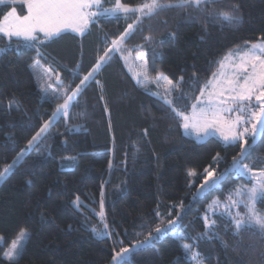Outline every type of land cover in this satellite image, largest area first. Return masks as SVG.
Segmentation results:
<instances>
[{"label": "trees", "instance_id": "1", "mask_svg": "<svg viewBox=\"0 0 264 264\" xmlns=\"http://www.w3.org/2000/svg\"><path fill=\"white\" fill-rule=\"evenodd\" d=\"M125 2L135 6L144 0ZM233 5L239 6L234 13L241 17L239 23L214 18L217 11ZM15 6L19 14H27L25 6ZM114 6L115 0H103L104 8ZM10 8L0 5V19ZM201 8L206 10L172 9L145 19L139 25L143 31L136 30L126 43L131 59L139 54L136 46H144L153 79L159 73L174 82L183 77L185 89L196 80L188 99L178 102L188 112L219 60L264 38V0H220ZM133 22L134 18L101 17L83 36L64 34L38 45L40 56L37 47L0 36V48L7 49L0 55V170L25 149L56 108V102L44 99L42 70L51 66L65 85L75 88ZM74 72L79 73L75 79ZM97 80L99 84L90 83L80 94L70 118L50 127L41 145L0 184V264H6L4 252L21 230L29 239L20 264H111L119 241L132 247L149 232L160 235L155 227L166 228L169 220L176 221L183 239L168 232L134 251L130 264H193L182 242L193 246L200 264H264V234L258 229L234 235L230 218L216 220V235L205 227L208 207L216 197L227 201L238 183L234 171L224 175L223 189L194 200L204 183V170L214 169L221 176L239 156V145L217 139L201 144L186 137L179 118L151 94L157 91L154 87L150 92L136 83L120 53ZM76 125L82 127L77 130ZM217 153L222 157L218 162ZM245 163L254 172L264 169V136L252 145ZM76 197L79 208L73 203ZM105 223L110 237L97 238L92 228L103 231Z\"/></svg>", "mask_w": 264, "mask_h": 264}, {"label": "snow or ice", "instance_id": "2", "mask_svg": "<svg viewBox=\"0 0 264 264\" xmlns=\"http://www.w3.org/2000/svg\"><path fill=\"white\" fill-rule=\"evenodd\" d=\"M218 2L220 0H175V2L173 0H144L143 3L132 6L125 0H115L114 7L104 8L103 0H0V5L11 6L10 10L0 19V36L7 37L9 42L16 38L23 40L28 47H37L38 56L42 55L38 45L54 41L68 31L83 36L88 32L90 26L99 23L100 17H117L123 14L126 19L134 18V22L128 23L124 32L111 41V47L107 48L103 55L98 56L95 65L86 75H83L75 88L71 83L65 85L60 73L51 66L42 70L39 75L43 81L41 89L44 92V99L56 102V108L51 119L44 122L39 131L28 141L25 149L0 170V184L9 179L14 169L23 162L33 148H38L41 145L42 141L47 138L50 127L54 126L61 118H70L71 109L78 102L80 94L90 83L99 84L97 75L116 53H120L127 63L132 50L126 48V43L136 30L143 31L139 25L145 19H151L172 9L195 8L205 11L206 8L202 9L201 5ZM17 4L26 6L27 14H18V9L15 6ZM238 12L239 6L233 5L231 10L217 11L214 18L227 24L239 23L241 17L234 14ZM145 40L151 43L152 37L147 36ZM143 47V45L136 46L139 54L134 60L137 62L135 66L139 71L135 73L134 79L141 86L155 84L158 88L163 89V93L151 92L150 89L149 91L166 105L175 117L179 118L184 134L195 135L198 141H203L207 137L219 133L226 145H239V156L233 157L230 168L225 169V173H222L220 177L213 179L214 169L206 168L204 170L207 176L200 188L204 190L206 187L207 189L218 187L223 176L233 170L240 176L248 175L256 178L257 184L251 188L241 187L235 190L236 196L246 197V201L243 199L234 200L230 195V203L224 207L229 209L232 206L238 207L243 204L246 209L243 215L240 212L235 215L228 213L235 226L234 235L241 230L251 228H256L264 234V213H260L256 209L257 201H264V169L254 172L245 163V158L249 155L252 145L256 143V138L264 136V38L243 50L229 52L219 60L217 71L212 73L211 78L199 88V96L194 98L196 102L191 104L190 112L187 109H181L178 102L188 99L187 92L192 90L191 86L196 83V80L193 79L189 88L185 89L183 77L174 82L163 73H159L153 79L150 76ZM6 51L7 49L0 48V55L5 54ZM125 51L128 52V56L123 55ZM34 67H39V65H34ZM79 67L77 65V68ZM151 71H155V69L153 68ZM78 76L79 73L74 72V79ZM53 80L57 87L53 86ZM58 88H63V92H59ZM49 89L51 91H48ZM248 125L251 127L249 128ZM80 127L82 126H75L77 130ZM69 130L71 131V129ZM249 134L252 137L251 141L247 139ZM65 159L71 162L75 160V157H66ZM214 159L218 162L222 157L217 153ZM189 175H195V173L189 172ZM73 203L79 208V197H76ZM219 206V202H213L210 207ZM103 207V201H101V210L98 213L101 218L104 217ZM204 219L205 227L209 233L216 235L212 231L216 221L210 220L208 216H205ZM167 224L166 228L155 227L154 231L160 235L153 236L152 232H149L145 239L138 240L132 247H125L123 241H119V250L113 249L111 264H130V254L135 248L149 245L168 232L183 239L177 230L178 226L175 220H169ZM107 228L108 225L105 223L104 229ZM92 231L100 238L109 235L108 232L97 231L94 227ZM2 239L0 237V240ZM28 239L29 234L25 230H21L17 239L11 242V247L4 252L3 259L7 261V264H20ZM183 247L186 252H192L193 246L184 244ZM193 258L198 260V253H193Z\"/></svg>", "mask_w": 264, "mask_h": 264}, {"label": "rangeland", "instance_id": "3", "mask_svg": "<svg viewBox=\"0 0 264 264\" xmlns=\"http://www.w3.org/2000/svg\"><path fill=\"white\" fill-rule=\"evenodd\" d=\"M26 7V6H25ZM26 13H27V10H26ZM19 14V13H18ZM105 17H107V18H110V19H114V18H117V17H124V15L123 14H120L119 16H117V17H111V16H105ZM101 18V17H100ZM64 34H73V35H76V36H81V35H79L78 33H73V32H71V31H68V32H66V33H64ZM63 34V35H64ZM41 36H42V34H41ZM4 38H6L7 40H8V38L7 37H4ZM12 40H17L16 38H13ZM18 41H23V40H18ZM24 42V41H23ZM241 50H243V49H241ZM145 58H146V55H145ZM147 59V58H146ZM137 62L134 60V58H129L128 59V61H127V63H126V61H125V64H126V67H127V69L129 70V72H130V74L133 76V78H134V76H135V73L137 72V71H139V69L135 66V64H136ZM135 81H136V79H134ZM136 83H137V81H136ZM139 85V84H138ZM141 88H144V89H146V90H148V89H150V88H155L157 91H159V92H161V93H163V89L162 88H158L155 84H149V85H145V86H141V85H139ZM248 127L250 128L251 127V125H248ZM184 130V129H183ZM186 137H188V138H190V139H193V140H195L196 142H198V143H205V142H207L208 140H210V139H217V140H219V141H221L223 144H225V142L221 139V137L219 136V133H216L215 135H212V136H209V137H207L206 139H204L203 141H198L197 140V138L195 137V135H186ZM247 139L249 140V141H251V139H252V137H251V135L249 134L248 136H247ZM226 145V144H225ZM229 146V145H228ZM234 171V170H233ZM235 173H236V179H238V183L235 185V187H234V190H232L231 192H230V194H229V196L231 195L232 196V198L234 199V200H237V199H243L244 201H246V197H243V198H241V197H237L236 196V192H235V190L237 189V188H241V187H243V188H251L252 186H254V185H256L257 184V180H256V178H254V177H251V176H248V175H246V176H240L236 171H234ZM196 175H191V177L192 178H194ZM206 176H207V174H206ZM217 177H220V175L218 174V173H216L215 172V175H214V177H213V179H215V178H217ZM224 178H225V176H223V178L220 180V184H219V186L218 187H216V188H213V189H207V187L204 189V190H202L200 187H199V189H198V191L196 192V195H195V197H194V200L195 199H197V198H203L205 195H207L208 193H210V192H212L213 190H215V189H223V185H222V182L224 181ZM239 179H241V180H239ZM204 184V183H203ZM229 196H228V200L227 201H224V200H222L221 198H219V197H216V199L214 200V202H219V207H208V209H207V212L205 213V215H204V217L203 218H205V216H208L209 218H210V220H217V219H219V218H230L231 219V216L228 214L229 212L232 214V215H235L237 212H240L242 215L246 212V209H245V207H244V205L243 204H240L238 207L237 206H232V207H230L229 209H226L225 207H224V205H226V204H229L230 203V201H229ZM213 204V203H212ZM211 204V205H212ZM260 205H264V201H257V203H256V209H257V211L258 212H260V213H263L264 212V207H260ZM99 218H100V220L102 221L103 220V218H101L100 216H99ZM204 222H205V219H204ZM235 227V226H234ZM214 228H216V223H215V226H214ZM213 228V229H214ZM98 231V230H97ZM103 231H106V232H108L109 233V231H108V229H103ZM178 232L183 236V234L178 230ZM95 235H96V237L97 238H100L99 236H97V234L96 233H94ZM171 235L173 236V237H175V238H177V239H180V238H178V236L177 235H174L173 233H171ZM110 237V234L109 235H106V236H104L103 238H109ZM27 243V242H26ZM182 244L184 245V244H186V243H184V242H182ZM139 248H141V247H137V248H135V250L134 251H136V250H138ZM133 251V252H134ZM132 252V253H133ZM186 252V251H185ZM131 253V254H132ZM131 254H130V256H131ZM186 254H187V257H188V259L193 263V264H200V262L197 260V259H194L193 258V253L192 252H186ZM2 260L7 264V261H5L4 259H3V257H2Z\"/></svg>", "mask_w": 264, "mask_h": 264}, {"label": "water", "instance_id": "4", "mask_svg": "<svg viewBox=\"0 0 264 264\" xmlns=\"http://www.w3.org/2000/svg\"><path fill=\"white\" fill-rule=\"evenodd\" d=\"M261 139H262V136L257 137L256 138V143L254 144V146L257 145L260 142Z\"/></svg>", "mask_w": 264, "mask_h": 264}]
</instances>
